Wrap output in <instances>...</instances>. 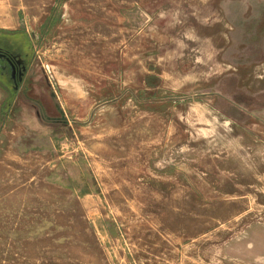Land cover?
<instances>
[{
	"label": "rangeland",
	"instance_id": "rangeland-1",
	"mask_svg": "<svg viewBox=\"0 0 264 264\" xmlns=\"http://www.w3.org/2000/svg\"><path fill=\"white\" fill-rule=\"evenodd\" d=\"M263 28L264 0H0V48L29 47L0 264H264V91L232 69L263 80Z\"/></svg>",
	"mask_w": 264,
	"mask_h": 264
},
{
	"label": "crops",
	"instance_id": "crops-1",
	"mask_svg": "<svg viewBox=\"0 0 264 264\" xmlns=\"http://www.w3.org/2000/svg\"><path fill=\"white\" fill-rule=\"evenodd\" d=\"M259 33H260L261 37H258L256 39H252L245 46L246 49L244 50L245 51L244 55L246 57L247 53H248V55L251 58L253 56L252 52L254 53V51L251 49H252V47H254L256 49L255 52L258 54V57H257V60H255V61L253 60V61L254 62L259 61L261 63V69H264V28L260 29ZM237 43H240V42H237ZM237 47H238V44H237ZM234 51H235V49H233V48H229L228 50H225L223 52V58L224 59H230L231 58L230 55ZM239 55H240V53H239ZM232 69H233V77H237V79H239L238 80L239 81V87H240L239 89L243 90L244 92L253 93V94L256 93L257 91H260V92L264 91V77H263V80L256 82V81H253L251 79L253 76L249 75L248 72L245 73V71L244 72L240 71L239 68H232ZM255 69L256 68L253 64H250L248 67L249 73H251L252 75H253ZM247 89L250 91H247ZM0 92H3V91L0 89ZM223 98H224V96H223ZM2 99H3L2 96H0V101ZM231 103H233V102L231 101Z\"/></svg>",
	"mask_w": 264,
	"mask_h": 264
},
{
	"label": "flooded vegetation",
	"instance_id": "flooded-vegetation-1",
	"mask_svg": "<svg viewBox=\"0 0 264 264\" xmlns=\"http://www.w3.org/2000/svg\"><path fill=\"white\" fill-rule=\"evenodd\" d=\"M28 54L29 47L21 52H6L0 48V78L8 81L10 89L18 90L19 84L25 81Z\"/></svg>",
	"mask_w": 264,
	"mask_h": 264
}]
</instances>
